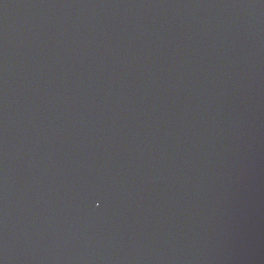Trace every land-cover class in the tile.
<instances>
[{"label":"water","instance_id":"water-1","mask_svg":"<svg viewBox=\"0 0 264 264\" xmlns=\"http://www.w3.org/2000/svg\"><path fill=\"white\" fill-rule=\"evenodd\" d=\"M0 264H264V0H0Z\"/></svg>","mask_w":264,"mask_h":264}]
</instances>
